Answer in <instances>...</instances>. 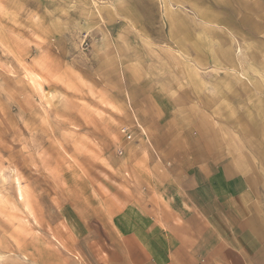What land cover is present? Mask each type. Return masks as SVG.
I'll return each mask as SVG.
<instances>
[{"label": "rangeland", "instance_id": "374dc122", "mask_svg": "<svg viewBox=\"0 0 264 264\" xmlns=\"http://www.w3.org/2000/svg\"><path fill=\"white\" fill-rule=\"evenodd\" d=\"M200 152L262 161L264 0H0V264L76 260Z\"/></svg>", "mask_w": 264, "mask_h": 264}, {"label": "crops", "instance_id": "0c3cea01", "mask_svg": "<svg viewBox=\"0 0 264 264\" xmlns=\"http://www.w3.org/2000/svg\"><path fill=\"white\" fill-rule=\"evenodd\" d=\"M197 155L163 202L140 194L110 220L80 223L78 261L46 264H264V153L259 166Z\"/></svg>", "mask_w": 264, "mask_h": 264}, {"label": "bare ground", "instance_id": "6f19581e", "mask_svg": "<svg viewBox=\"0 0 264 264\" xmlns=\"http://www.w3.org/2000/svg\"><path fill=\"white\" fill-rule=\"evenodd\" d=\"M129 184V183H128Z\"/></svg>", "mask_w": 264, "mask_h": 264}]
</instances>
